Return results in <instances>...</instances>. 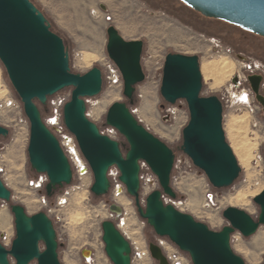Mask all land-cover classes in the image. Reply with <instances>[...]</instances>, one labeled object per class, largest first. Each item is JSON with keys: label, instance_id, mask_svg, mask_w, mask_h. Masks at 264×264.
Listing matches in <instances>:
<instances>
[{"label": "water", "instance_id": "water-1", "mask_svg": "<svg viewBox=\"0 0 264 264\" xmlns=\"http://www.w3.org/2000/svg\"><path fill=\"white\" fill-rule=\"evenodd\" d=\"M181 1L206 18L225 21L264 37V0ZM107 35L108 56L122 75L125 99L133 104L137 86L146 80L142 67L144 43L125 40L114 26L108 28ZM0 61L30 123L29 163L33 172L47 176L48 198L71 186L74 173L59 140L45 124L40 105L46 106L49 98L72 89L71 99L63 107V122L91 167V193L96 198L110 193L109 172L115 167L139 216L157 237L169 239L188 255L192 264H247L233 251L231 237L237 231L246 238L252 237L264 226V191L254 199L260 207L258 221L243 210L229 207L223 213L229 225L219 232L167 204L165 198L178 197L171 184L174 151L150 133L126 103L113 104L106 117V125L115 129L126 143L101 132L89 119L86 103L103 90L101 69L95 67L84 75L72 73L64 40L52 32L46 17L31 0H0ZM249 82L257 93L258 78L250 77ZM203 87L198 56L167 55L161 96L170 105L185 101L190 115L182 132L181 149L215 189H225L235 183L242 169L224 131L223 102L215 95L203 97ZM9 134L7 128L0 126V139ZM142 164L150 168L160 184V189L148 195L145 207L141 205ZM0 201H12V192L1 177ZM109 209L115 215L123 212L117 204ZM11 212L16 237L10 249L0 241V264H12L11 259L16 264H63L52 219L45 212L30 216L20 204H13ZM102 231L105 253L111 263L131 264L132 246L115 223L104 221ZM149 251L155 263L168 264L156 243L149 244Z\"/></svg>", "mask_w": 264, "mask_h": 264}, {"label": "rangeland", "instance_id": "rangeland-1", "mask_svg": "<svg viewBox=\"0 0 264 264\" xmlns=\"http://www.w3.org/2000/svg\"><path fill=\"white\" fill-rule=\"evenodd\" d=\"M31 1L44 14L52 32L64 40L72 73L84 75L95 67L101 69L103 90L97 97L86 100L87 115L101 132L120 143H126L115 129L106 125L110 107L117 102L126 103L135 118L174 151L176 159L171 184L178 197L176 200L165 198L167 204L174 205L179 211L193 216L217 232L229 225L223 217L229 207L243 210L258 221L260 207L254 199L264 191V113L252 97L249 101H243L240 96L243 91L237 89L234 81L247 79L246 72L251 70V62L258 67L257 71L264 70V62L256 57L253 61H244L245 56L238 53L234 46L237 43L243 46L247 42L259 48L264 46V39L239 26L206 18L181 0ZM110 26H114L125 40L144 43L142 67L146 80L137 86L133 104L125 99L122 75L107 53V30ZM169 54L198 56L201 69L205 63L223 59L234 64L235 73L219 89L212 87L213 81L206 80L201 70L204 82L202 96L215 95L223 100V127L232 149L237 131L242 137L240 141L250 148L248 168L242 166L236 156L242 173L229 188L215 189L204 172L195 167L181 149L182 132L190 118L187 103L179 101L176 105H170L160 92L164 64ZM85 55L99 56L101 60L85 61ZM0 74V126L10 131L7 137L0 139V177L12 192L11 202L0 201L1 243L10 249L16 237L11 212L13 204L24 206L30 216L45 212L52 219L58 237L59 258L63 264H112L102 240V223L113 221L109 209L112 204L124 206V214L138 224L148 245L156 243L154 231L139 216L135 201L128 196L126 187L124 195L117 196L118 184L112 179V189L105 197L96 198L91 193L92 177L84 182L74 180L71 186L65 187L48 201L47 206H43L41 199L45 193L34 192L29 186V182L38 175L32 171L28 157L30 123L1 61ZM148 89H152L153 97V113L149 120L142 114L145 91ZM71 94L72 89H66L49 98L46 106L40 105L44 121L55 115H63V107L71 99ZM237 118L242 119L246 126L243 123L242 127L238 125ZM171 130L175 131L174 135L169 134ZM112 171L119 177L115 168ZM158 189L160 184L157 177L146 164H142L143 207L148 195ZM240 192L247 194L248 203L233 201ZM61 199L66 202L62 203ZM2 214L8 218L7 226L2 223ZM260 235H264V226L252 237L246 238L238 231L231 237L233 251L247 264L264 262V244L258 250L254 249ZM85 250L93 253L90 261L84 258ZM11 263L16 264L14 259H11Z\"/></svg>", "mask_w": 264, "mask_h": 264}, {"label": "built area", "instance_id": "built-area-1", "mask_svg": "<svg viewBox=\"0 0 264 264\" xmlns=\"http://www.w3.org/2000/svg\"><path fill=\"white\" fill-rule=\"evenodd\" d=\"M243 101L247 100L244 99ZM45 124L57 137L62 149L69 159L74 173V180L84 182L87 179L92 178L93 173L91 167L83 156L75 136L66 128L63 122V115L52 116L45 121ZM112 169L109 172V178L110 180L112 179L118 184L116 187V195H124L125 186L120 181V173L117 168H115L119 174V177H116L113 174ZM47 183L48 178L46 175H37L35 179L29 182V186L30 189L34 192L42 193L41 191H43V193H45V187ZM210 198H212V195H210ZM49 200L51 199L43 194L41 199L43 206H47ZM60 201H62V203L66 202L65 199H61ZM129 221V217L124 214V212L121 215L113 214V222L115 223L117 229L123 234V236L130 242L132 246L131 264H155L149 251V245L143 239L141 229H139V235L135 234L134 231H132V227ZM156 243L163 250L168 264H192L189 256L181 252L179 248L174 245L169 239L157 237ZM87 251L91 255L93 253L90 250L84 251L85 260L90 261L89 257L86 256Z\"/></svg>", "mask_w": 264, "mask_h": 264}, {"label": "bare ground", "instance_id": "bare-ground-1", "mask_svg": "<svg viewBox=\"0 0 264 264\" xmlns=\"http://www.w3.org/2000/svg\"><path fill=\"white\" fill-rule=\"evenodd\" d=\"M85 57H86V55H85ZM99 58H100L99 56H94V55L87 56L85 58L86 59L85 61H89V60L100 61L101 59H99ZM201 70H202V73H203V75H204V77H205L206 80L213 81L212 87L214 89L221 88L225 84V82L227 80H229L233 76V74L235 73L234 64L231 61H228L227 59H223V60H220V61H214V62H211V63H205L204 65H202V69ZM0 84H1V74H0ZM151 90L152 89H148V90L145 91V98H146V100L144 101L145 103L143 104V107H142V114L148 120L150 119V116L153 113V112L151 113V107L153 106V100H152L153 97H152V91ZM236 123H238V125L241 126V123H243V120L240 119V118H237V122ZM243 124L245 125V122ZM246 124H248V123H246ZM169 134L170 135H174L175 134V131L174 130H171L169 132ZM240 137L241 136L239 135V133L237 131V137H236L235 144L233 145V151H234L235 155L238 157L240 164L242 166L248 168L250 166V159H251L250 150H249L250 148L248 147V145H246L242 141H240ZM249 192L250 191H248V193ZM248 198L249 197L247 196V194L245 192H240V193H238L233 198V201H235L236 203H244V204H246V203L249 202L248 201ZM122 207H124V206H122ZM1 216H3L2 217V223H3V225L7 226V224H8V218L5 215H3V214ZM211 217L214 218L215 216H211ZM129 222H130V225L132 227V231H134L135 234H138L139 235L140 230H139L138 224L135 223L134 221H131V220ZM263 244H264V235H260L259 238H258V240L254 244V249L255 250H258L261 246H263ZM86 255L91 260L92 255L91 254H88V253H86Z\"/></svg>", "mask_w": 264, "mask_h": 264}, {"label": "flooded vegetation", "instance_id": "flooded-vegetation-1", "mask_svg": "<svg viewBox=\"0 0 264 264\" xmlns=\"http://www.w3.org/2000/svg\"><path fill=\"white\" fill-rule=\"evenodd\" d=\"M243 30L250 33V34H253L254 36H258V37L264 39V37L256 35V34L250 32L248 30H245V29H243ZM250 47H251V49H248ZM234 49L237 50L238 53H241L245 56V58L243 59L244 61H247V62L251 61V60L253 61V59L256 57L257 59H261L264 62V57H262V55H264V46L258 48L256 45H254V44L249 45V43L246 42L245 45H243V46L241 44L239 45L237 43V45L234 46ZM257 49L259 51H257ZM250 69H251L250 71L246 72L247 73V79L236 80V81H234V84L237 85L238 90L243 91V94H241L240 96L244 97V99L247 101H249V98L252 97L253 101L260 106L262 112L264 113V105H263V103H264V70L257 71L258 67L255 64H253L252 62H251ZM250 77H256L259 80L257 93L254 92L253 87H252L251 83L249 82ZM221 101H223V100L221 99Z\"/></svg>", "mask_w": 264, "mask_h": 264}, {"label": "trees", "instance_id": "trees-1", "mask_svg": "<svg viewBox=\"0 0 264 264\" xmlns=\"http://www.w3.org/2000/svg\"><path fill=\"white\" fill-rule=\"evenodd\" d=\"M126 152V149H123Z\"/></svg>", "mask_w": 264, "mask_h": 264}]
</instances>
